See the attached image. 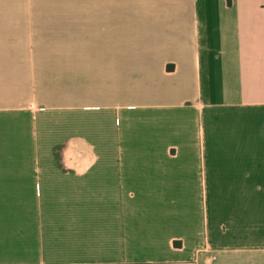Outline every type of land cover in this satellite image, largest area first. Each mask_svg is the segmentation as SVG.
<instances>
[{"label": "crops", "instance_id": "crops-1", "mask_svg": "<svg viewBox=\"0 0 264 264\" xmlns=\"http://www.w3.org/2000/svg\"><path fill=\"white\" fill-rule=\"evenodd\" d=\"M4 197L50 202L0 209V264H264L230 235L264 198V0H0Z\"/></svg>", "mask_w": 264, "mask_h": 264}, {"label": "rangeland", "instance_id": "rangeland-1", "mask_svg": "<svg viewBox=\"0 0 264 264\" xmlns=\"http://www.w3.org/2000/svg\"><path fill=\"white\" fill-rule=\"evenodd\" d=\"M208 124L212 127L222 126L228 132L233 131L236 125V113H210ZM45 200L50 202V199H29V198H0V209L4 210L3 218L5 222L14 220L27 221L28 209L31 205L44 204ZM260 213H245L244 215V230L235 229L230 231L231 236H237L241 245L237 248L248 249L247 252H252L253 241L260 242L261 252L264 253V198L261 199ZM247 209V207H246ZM247 211V210H246ZM241 215H239L238 224L240 226ZM235 223V221H234ZM245 243V246H244ZM232 249V247H229Z\"/></svg>", "mask_w": 264, "mask_h": 264}]
</instances>
